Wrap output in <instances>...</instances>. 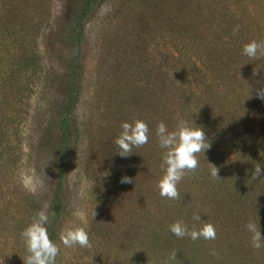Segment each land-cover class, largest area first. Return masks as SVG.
<instances>
[{
    "label": "trees",
    "instance_id": "trees-1",
    "mask_svg": "<svg viewBox=\"0 0 264 264\" xmlns=\"http://www.w3.org/2000/svg\"><path fill=\"white\" fill-rule=\"evenodd\" d=\"M68 1L58 54L65 97L50 101V119L41 130L55 162L46 227L60 248L57 264H264V249L251 246L245 228L249 219L258 220L264 235V176L252 179L256 164L264 168V100L255 94L264 87V56L249 61L242 55L244 43L264 41V0ZM53 7L54 0H0V245L10 246L5 256L0 246L5 264H24L20 231L43 210L19 170L32 101L52 83L40 41ZM96 20L94 91L80 115L92 48L88 30ZM177 116H192L211 146L177 185L180 198L170 200L156 187L163 150L155 128L164 122L171 129ZM135 119L147 122L149 142L121 157L114 139L122 121ZM82 144L84 173L93 185L85 227L92 246L65 247L59 234L70 214L63 192ZM209 162L222 178L211 177ZM123 176L131 182L121 183ZM195 214L215 226V240L192 241L169 231L175 221L198 227ZM173 250L177 259L170 260Z\"/></svg>",
    "mask_w": 264,
    "mask_h": 264
},
{
    "label": "clouds",
    "instance_id": "clouds-1",
    "mask_svg": "<svg viewBox=\"0 0 264 264\" xmlns=\"http://www.w3.org/2000/svg\"><path fill=\"white\" fill-rule=\"evenodd\" d=\"M237 30L234 29V32ZM242 55L248 57L249 61H255L264 56V41L250 40L244 43ZM255 94L259 99L264 100V87L256 90ZM120 129L114 139V145L115 153L121 157L136 153L133 149L140 148L149 142L150 129L147 122L142 119H135L131 122L122 121ZM155 134L158 138V145L163 150L160 164L163 174L158 178L156 187L162 197L170 200L179 199L180 193L177 185L185 175L194 172L199 167L198 154L201 152L205 154L206 150L210 148V139L206 136L203 127L195 123L192 116L191 121L177 116L176 123L171 129L164 122H159L156 125ZM209 164L211 177L222 178L218 174L217 166L211 162ZM261 176H264V168L260 164H256L252 179ZM129 182H131L130 177L123 176L121 178V183ZM94 216L95 211L93 218ZM80 219L82 220V218ZM193 219L199 222L198 227L195 225L189 227L186 223L175 221L168 226L169 231L177 238H189L192 241L201 238L204 240L216 239V230L212 223L201 220L200 214H195ZM50 222L48 212L40 210L32 221L20 231V237L27 253L24 264H57L60 248L49 236L46 225ZM82 223H84L83 220ZM245 228L250 234L251 246L257 250L264 249V235L261 234L258 220L249 219ZM59 241L65 247L78 245L81 248H91L92 246L85 227L71 224L62 227ZM176 252L173 250L169 254L170 260L177 259Z\"/></svg>",
    "mask_w": 264,
    "mask_h": 264
},
{
    "label": "rangeland",
    "instance_id": "rangeland-1",
    "mask_svg": "<svg viewBox=\"0 0 264 264\" xmlns=\"http://www.w3.org/2000/svg\"><path fill=\"white\" fill-rule=\"evenodd\" d=\"M68 3V0H54L51 26L46 29L40 41L45 71L49 73L52 83L48 87L41 86L32 101V112L24 133V156L19 170L24 188L40 199L43 210H46L48 214L56 186L55 162L52 153L43 147L45 144L41 139V130L50 119V101L59 104L65 97V78L62 76L65 69L58 54L62 46L61 30L64 23V8ZM75 3L77 4V1ZM103 13H107V10ZM88 31L92 48L88 55L86 87L79 111L80 115L87 112L93 96L100 21L96 20L91 24ZM72 160V169L63 192V198L70 214L68 224L86 227L93 206V185L85 176L83 169L86 161L83 144L79 145ZM78 217L82 218L84 223ZM0 246L3 247L5 256L10 246ZM0 264H5L3 259Z\"/></svg>",
    "mask_w": 264,
    "mask_h": 264
}]
</instances>
